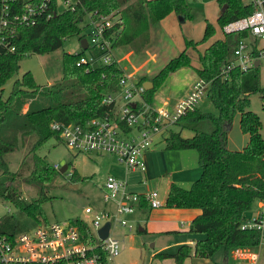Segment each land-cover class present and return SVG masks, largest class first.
<instances>
[{
  "label": "trees",
  "instance_id": "16d2710c",
  "mask_svg": "<svg viewBox=\"0 0 264 264\" xmlns=\"http://www.w3.org/2000/svg\"><path fill=\"white\" fill-rule=\"evenodd\" d=\"M217 2L220 8L217 21L221 27L252 10L242 0ZM262 6L264 10V0ZM93 11L118 15L119 23L110 28L112 47L141 48L147 45L150 33L167 13L172 11L184 18L187 7L184 0H79L73 10L58 11L47 20L17 29L15 50L0 55V87L17 71L18 61L24 54L53 51L61 46L60 38L71 35H76L78 40L83 38L81 22L86 13ZM211 35L212 28L206 23L199 42ZM244 35V32L224 34L198 54L196 77L209 81L205 98L216 114L197 107L187 110L173 124L192 134L183 137L179 131L169 130L163 138L164 149L194 150L199 167L198 176L188 188L170 182L163 202L165 207L200 211L186 232L203 234L202 237L192 245H178L174 253L155 254L170 256L175 264H182L189 256L210 258L220 247L227 255L238 247L256 246L264 235V226L240 227L251 203L264 199V137L259 117L249 109L250 95L256 93L264 99L259 67L246 71L233 69L226 77L219 74L223 62L231 58L234 44ZM85 52L94 53V50L62 52L61 76L52 83L39 86L25 71L12 81L5 97L0 94V201L11 204L16 211L14 215L0 216V234L13 235L30 228L23 218L38 223L42 217L41 204L50 198L46 189L59 175L57 169L37 153L50 136L56 137L50 130V123H83L110 108L101 103V98L117 89L122 68L114 61L88 70L76 66V58ZM183 66H189V59L181 51L151 76L152 87L143 92L144 100L150 103L148 97L155 85ZM235 113L238 114V129L246 135L244 146L238 150L226 147V130ZM17 149L22 151V157L17 169L10 170L6 155ZM21 182L33 187L35 196L25 198L19 188ZM138 207H147V204L140 200ZM70 221L76 223L78 219Z\"/></svg>",
  "mask_w": 264,
  "mask_h": 264
},
{
  "label": "rangeland",
  "instance_id": "374dc122",
  "mask_svg": "<svg viewBox=\"0 0 264 264\" xmlns=\"http://www.w3.org/2000/svg\"><path fill=\"white\" fill-rule=\"evenodd\" d=\"M187 12L183 21L178 22V15L174 12L167 13L160 23L150 33L147 45L141 48L137 46H117L114 51L115 58L122 68V75L130 77L135 82L150 81L151 76L158 71L168 60L184 51L189 59V66H183L167 74L163 80L155 85L150 93L149 102L154 108H164L172 111L174 104L186 89V85L196 78L195 68L198 65V54L203 51L213 40L222 38L224 33L217 21L219 4L217 0H184ZM85 20L81 22L84 25ZM210 24L212 35L204 42H199L203 36L205 24ZM89 28L83 27L81 35H88ZM264 43V42H261ZM78 37L71 35L65 38L61 46L53 51L36 54L26 53L18 61L17 71L0 87V94L5 97L10 90L12 81L28 71L34 82L44 86L54 82L61 76L62 52L73 53L79 51ZM135 49H138L134 51ZM259 82L264 85V64L258 69ZM143 86V85H142ZM144 88V87H143ZM118 93V92H117ZM202 111L216 114L215 108L204 97L197 105ZM249 109L257 114L261 121V134L264 137V99L258 94L249 96ZM238 114L235 113L226 130V147L229 149H241L246 141V135L242 134L237 125ZM179 131L183 137H189L192 133L186 129H179L175 124H169L162 128L156 137V147L143 158L144 174L140 170H126L114 155L105 153L76 152L67 148L57 136H50L37 150V153L50 166L57 165V170L66 165L64 172L54 179L53 184L46 189L50 197L41 204L42 217L39 222L23 218L28 227L39 223L58 222L65 224L72 218L89 219L83 209L90 206L94 210L106 209L103 204L101 188L107 175H112L121 181L127 182L128 188L136 192L156 190L159 199L164 198L170 181L189 187L198 172L196 152L186 149L184 153L179 150L164 149L163 138L168 131ZM179 151V153H178ZM185 160L184 170L180 168L179 155ZM184 154V155H183ZM183 156V157H182ZM185 156V157H184ZM22 157V151L17 149L7 153L6 160L10 170H16ZM187 160L193 170L187 172ZM196 173V174H194ZM26 174V172H24ZM144 184V185H143ZM19 188L25 198L35 196V189L24 183H19ZM259 210L258 200H254L249 209L244 213L246 219L254 218ZM14 207L0 201V216L3 214H15ZM135 213L126 216L133 229L127 231L113 225L112 234L118 241V254L113 258L112 264H175L170 256L158 257L156 253H174L177 246L158 252L156 235H150L137 231L139 224L135 221ZM183 238H199L203 234L182 233ZM164 243H169L163 237ZM238 252H252L253 257L237 256L229 252L224 256L223 248H218L210 258L186 257L182 264H264V235L256 246L238 247ZM225 258V261L223 262Z\"/></svg>",
  "mask_w": 264,
  "mask_h": 264
},
{
  "label": "built area",
  "instance_id": "2783aa9c",
  "mask_svg": "<svg viewBox=\"0 0 264 264\" xmlns=\"http://www.w3.org/2000/svg\"><path fill=\"white\" fill-rule=\"evenodd\" d=\"M79 0H0V55L15 50L17 29L47 20L56 12L73 10ZM252 10L221 28L224 34L244 32L231 51V58L223 62L219 74L226 77L229 71H246L264 64V10L263 0H242ZM83 27H88L85 52L75 60V65L88 70L95 65L117 62L112 52L113 34L110 28L119 23L113 12L101 15L95 11L86 13ZM84 38V36H83ZM61 41L64 38H60ZM79 41V40H78ZM85 48V49H86ZM80 49H82L80 47ZM78 52V51H76ZM117 89L105 93L101 103L110 105L107 112L91 117L83 123L53 121L50 130L69 149L76 152L112 154L126 170H144L143 154L153 145V139L162 128L173 124L187 110H191L206 96L209 81L196 77L186 94L168 111L154 108L144 100L145 91L128 76H121ZM118 92V93H117ZM57 169V165H52ZM101 198L106 209L94 210L85 206L89 219L78 218L65 224L39 223L13 235L0 234V264H112L118 254V241L112 234L113 225L133 229L126 216L135 210L140 200L149 208L163 205L156 190L141 193L127 189L126 182L107 175L101 188ZM259 210L252 219H246L241 228L264 226V199L258 201ZM109 223L107 235L101 239L98 229ZM82 223L84 226H81ZM230 252L237 256L253 257V253ZM251 264V263H250Z\"/></svg>",
  "mask_w": 264,
  "mask_h": 264
},
{
  "label": "crops",
  "instance_id": "0c3cea01",
  "mask_svg": "<svg viewBox=\"0 0 264 264\" xmlns=\"http://www.w3.org/2000/svg\"><path fill=\"white\" fill-rule=\"evenodd\" d=\"M178 22H179V20H178ZM116 48L117 47L112 48L113 55H114V51H116ZM114 57H115V55H114ZM190 84H191V82L186 85V89L184 90V93L181 97H183L186 94V92L189 89ZM156 137L157 136H155L153 139L152 147L143 154V158L147 155L148 152L155 149L156 142H157ZM185 150L186 149H181L179 151H183L182 153H184ZM179 151H178V153H179ZM109 155H112V154H109ZM178 155H179L180 168H181V170H184L185 160H182V158L180 157V154H178ZM198 169H199V167H198ZM144 170H145V168H144ZM144 170L142 171L143 174H144ZM192 170H193V167H189V162L187 160V172H190ZM194 174H196V173H194ZM197 174H199V170H198ZM197 176L198 175H196V177ZM196 177H194L193 180ZM170 182H173V181H170ZM176 185H178V184H176ZM126 186H127L128 190H130L132 192H136V191H133V190L128 188L127 182H126ZM178 186L182 187L181 185H178ZM182 188H184V187H182ZM166 191H167V189H166ZM136 193H141V192H136ZM165 195H166V193H165ZM165 195H164V198H165ZM164 198L162 199V202H164ZM132 213H135V216H134L135 221L137 222V224H139V226L137 228H140L141 232L149 233L150 235H156V237H157L156 240L158 241L156 243L158 245V249H157L158 252L168 248L169 246H178L181 244L192 245L194 240L198 239L197 237L196 238H193V237L190 238L189 237V238L185 239L182 236V233H187L186 231L189 227L191 220L200 213L199 209H197V208H174V207H165L163 205L161 207H158V208H149L148 206L147 207H138L137 206V208L135 210H133L130 214H132ZM188 234H193V233H188ZM163 237H165V239L168 240L169 243H167V244L164 243L165 241H164ZM223 252H224V250H223ZM224 256H226L225 252H224ZM191 257H194V256H191ZM224 261H225V258H224L223 262ZM215 264H217V263H215Z\"/></svg>",
  "mask_w": 264,
  "mask_h": 264
},
{
  "label": "water",
  "instance_id": "95a60500",
  "mask_svg": "<svg viewBox=\"0 0 264 264\" xmlns=\"http://www.w3.org/2000/svg\"><path fill=\"white\" fill-rule=\"evenodd\" d=\"M178 20L179 22H182L183 21V18L182 16L178 15ZM79 45L82 49H85L86 48V40L85 38H81L79 40ZM253 65L256 67L257 66V60L254 61ZM143 87L145 90H148L152 87V84L150 81H145L142 83ZM66 169V165H62L57 171L58 173H62L64 172ZM108 227H109V223H104L103 226H101L99 229H98V235L101 239H103L106 235H107V230H108ZM138 231H140V228H137Z\"/></svg>",
  "mask_w": 264,
  "mask_h": 264
}]
</instances>
